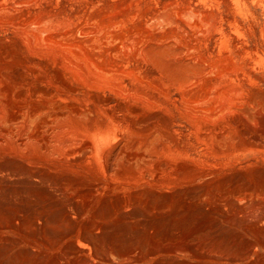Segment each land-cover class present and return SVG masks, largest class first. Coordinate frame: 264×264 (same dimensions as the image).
<instances>
[{
    "label": "rangeland",
    "instance_id": "rangeland-1",
    "mask_svg": "<svg viewBox=\"0 0 264 264\" xmlns=\"http://www.w3.org/2000/svg\"><path fill=\"white\" fill-rule=\"evenodd\" d=\"M5 1L0 264H264V0Z\"/></svg>",
    "mask_w": 264,
    "mask_h": 264
},
{
    "label": "bare ground",
    "instance_id": "bare-ground-1",
    "mask_svg": "<svg viewBox=\"0 0 264 264\" xmlns=\"http://www.w3.org/2000/svg\"><path fill=\"white\" fill-rule=\"evenodd\" d=\"M5 1V0H4ZM10 1V0H9ZM9 1H7V2H9ZM54 1V0H53ZM66 1V0H65ZM4 3H6V1L4 2ZM58 3V2H57ZM63 3H65V2H63ZM9 4V3H8ZM8 4H6V5H8ZM69 4V3H68ZM64 5V4H63ZM65 5H66V3H65ZM1 7V6H0ZM8 7H11V6H6L5 8L7 9ZM64 7V6H63ZM72 7V6H71ZM65 8L66 7H64V10H65ZM67 8H69V7H67ZM59 9V8H58ZM61 10V9H60ZM72 9H70V11H71ZM35 12L37 13V15L41 18V20H42V22H44V20H47V21H52L53 19H55V18H57V16L58 15H60L59 14V12H58V10H57V7L56 6H54V5H49V4H47V5H45V4H43V3H41L40 5H39V7L37 8V6H36V8H35ZM32 13H34V12H32ZM66 12L65 11H63V14H65ZM88 13V12H87ZM75 15V14H74ZM77 15H78V13H77ZM86 15V14H85ZM33 16V15H32ZM36 16V15H35ZM38 16H36V17H38ZM67 16V15H66ZM76 16V15H75ZM74 16V17H75ZM79 16V15H78ZM80 16H83V15H80ZM68 17V16H67ZM77 17V16H76ZM87 17V16H86ZM86 17L83 19V20H85L86 19ZM23 18H25V17H23ZM32 19L34 18V16L33 17H31ZM66 18V17H65ZM36 19V18H35ZM35 19H33V20H35ZM38 20V19H37ZM40 20V21H41ZM24 22V21H23ZM27 22V21H26ZM36 22V20L34 21V23ZM42 22H40V23H42ZM60 22V21H59ZM59 22H58V24H59ZM70 22H71V20H70ZM33 23V22H32ZM33 23V24H34ZM37 23V22H36ZM38 23H39V21H38ZM74 23V22H73ZM48 24V23H47ZM57 24V25H58ZM61 24V23H60ZM81 24V23H80ZM42 25H43V23L41 24V28L43 29V27H42ZM76 25V24H75ZM104 25V23H100V27H102ZM44 26V25H43ZM71 26V25H70ZM80 26V25H79ZM75 27H77V26H75ZM99 27V28H100ZM47 28H48V26H47ZM77 28H79V27H77ZM41 29V30H42ZM43 30H45V29H43Z\"/></svg>",
    "mask_w": 264,
    "mask_h": 264
}]
</instances>
